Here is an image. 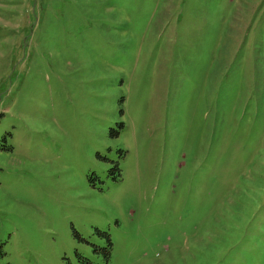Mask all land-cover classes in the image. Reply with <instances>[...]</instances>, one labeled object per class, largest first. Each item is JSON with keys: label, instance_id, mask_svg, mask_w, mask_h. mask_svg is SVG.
I'll list each match as a JSON object with an SVG mask.
<instances>
[{"label": "rangeland", "instance_id": "374dc122", "mask_svg": "<svg viewBox=\"0 0 264 264\" xmlns=\"http://www.w3.org/2000/svg\"><path fill=\"white\" fill-rule=\"evenodd\" d=\"M0 264H264V0H0Z\"/></svg>", "mask_w": 264, "mask_h": 264}, {"label": "trees", "instance_id": "16d2710c", "mask_svg": "<svg viewBox=\"0 0 264 264\" xmlns=\"http://www.w3.org/2000/svg\"><path fill=\"white\" fill-rule=\"evenodd\" d=\"M115 179H116V177H115Z\"/></svg>", "mask_w": 264, "mask_h": 264}]
</instances>
